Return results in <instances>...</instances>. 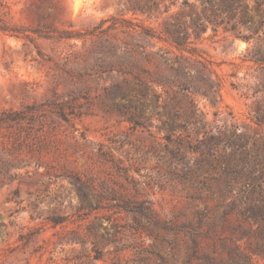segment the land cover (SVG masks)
Returning a JSON list of instances; mask_svg holds the SVG:
<instances>
[{"label":"rangeland","instance_id":"374dc122","mask_svg":"<svg viewBox=\"0 0 264 264\" xmlns=\"http://www.w3.org/2000/svg\"><path fill=\"white\" fill-rule=\"evenodd\" d=\"M0 264H264V0H0Z\"/></svg>","mask_w":264,"mask_h":264}]
</instances>
